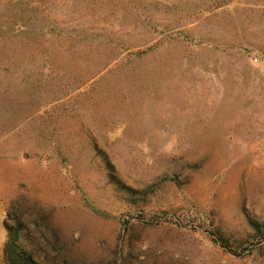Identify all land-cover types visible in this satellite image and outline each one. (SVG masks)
<instances>
[{"label": "rangeland", "instance_id": "obj_1", "mask_svg": "<svg viewBox=\"0 0 264 264\" xmlns=\"http://www.w3.org/2000/svg\"><path fill=\"white\" fill-rule=\"evenodd\" d=\"M8 242L264 264V0H0V264Z\"/></svg>", "mask_w": 264, "mask_h": 264}, {"label": "trees", "instance_id": "obj_2", "mask_svg": "<svg viewBox=\"0 0 264 264\" xmlns=\"http://www.w3.org/2000/svg\"><path fill=\"white\" fill-rule=\"evenodd\" d=\"M9 240L11 241V236L9 237ZM16 257L15 252L12 248V246L8 243H6L5 250H4V261L5 264H14V258Z\"/></svg>", "mask_w": 264, "mask_h": 264}]
</instances>
